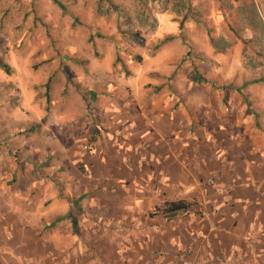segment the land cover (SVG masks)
<instances>
[{
    "label": "crops",
    "instance_id": "0c3cea01",
    "mask_svg": "<svg viewBox=\"0 0 264 264\" xmlns=\"http://www.w3.org/2000/svg\"><path fill=\"white\" fill-rule=\"evenodd\" d=\"M75 82L0 112V264H264V132L245 104L190 86L84 103Z\"/></svg>",
    "mask_w": 264,
    "mask_h": 264
},
{
    "label": "rangeland",
    "instance_id": "374dc122",
    "mask_svg": "<svg viewBox=\"0 0 264 264\" xmlns=\"http://www.w3.org/2000/svg\"><path fill=\"white\" fill-rule=\"evenodd\" d=\"M59 1L63 9L54 0H0V58L12 68L0 69L1 114L22 106L27 88L44 110L57 98L52 90L75 81L90 91L84 103L101 89L130 96L190 86L199 100L245 104L264 132V0ZM239 36L255 43L245 50ZM195 68L209 84L193 83Z\"/></svg>",
    "mask_w": 264,
    "mask_h": 264
},
{
    "label": "trees",
    "instance_id": "16d2710c",
    "mask_svg": "<svg viewBox=\"0 0 264 264\" xmlns=\"http://www.w3.org/2000/svg\"><path fill=\"white\" fill-rule=\"evenodd\" d=\"M233 2H243L244 0H231ZM246 1V0H245ZM55 4L58 5L61 9L64 8V6L62 5V3L59 1V0H54ZM253 7L255 6V3L253 2ZM196 8V7H195ZM195 10L196 9H191L190 11V15L192 16V18L195 20V21H199L196 13H195ZM187 16L184 17L183 21L181 22L180 24V28L183 27V22L184 20H186ZM233 28V27H232ZM252 29L255 31V34L256 36H258V29L252 25ZM234 31H236V33L238 32L237 30H235L233 28ZM260 33V31H259ZM138 36V35H137ZM169 38H174L173 36L171 37H168V39H164L163 41H161L160 45L157 47V49H160L162 46H164L167 41L169 40ZM239 38L242 40V43L244 45V49H248L249 46H251V44L255 43V41L252 39V40H246V39H243L241 36H239ZM212 44L215 48V52L216 53H222V50H220L218 47H217V41H215L214 39H212ZM0 69L2 71H4L7 75H11L12 74V68L6 64L1 58H0ZM192 81L194 84H209V78L200 74V71L199 69L195 68V72H194V75L192 77ZM264 82V80H262ZM256 82H261L260 81H254L253 83H256ZM191 208V205L189 203H186L184 201H179V202H176V203H166L163 208H156V213H162L163 215L165 216H174L176 215L177 213L179 212H188Z\"/></svg>",
    "mask_w": 264,
    "mask_h": 264
}]
</instances>
